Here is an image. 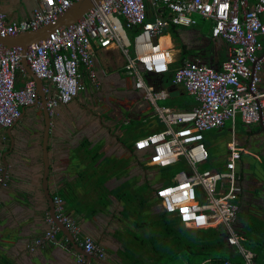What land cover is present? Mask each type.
<instances>
[{
  "label": "crops",
  "instance_id": "0c3cea01",
  "mask_svg": "<svg viewBox=\"0 0 264 264\" xmlns=\"http://www.w3.org/2000/svg\"><path fill=\"white\" fill-rule=\"evenodd\" d=\"M37 5V0H0V11L9 20H21L29 18ZM166 14L161 10L154 16ZM204 20L207 29L197 26L196 19L189 26L169 24L159 36L171 62L163 74L144 75L147 85L165 91L154 102L144 98V90L135 88L132 75L124 71L126 56L121 49L93 45L97 87L84 76L87 88L82 97L57 105L48 112L49 119H45L42 104L34 102L20 107L21 114L11 126H0V164L8 165V185L0 188V264H78L79 255V264L90 259L91 264H101L97 260L104 264H160L154 246L169 245L170 224L177 217L163 210L155 190L188 169L184 160L165 167L151 165L147 151L135 150L134 142L164 128L163 106L188 109L197 104L183 85L172 82L179 60L197 57L218 67L225 58L227 43L210 36L211 22ZM25 71L24 75L16 73V85L31 77ZM262 127V123L247 124L236 116L234 121L226 120L204 132L208 148L204 162L212 157L213 169H203L225 170L231 140L241 149L235 170L241 176L242 192L232 224L239 245L228 243L226 255L235 259L240 255L246 263L242 249L248 245L257 252L253 264H264ZM44 138L47 180L43 179ZM218 144L223 147L217 149ZM51 196L62 199L64 212L78 224L81 236L91 237L102 247L104 258L85 252L80 245L74 248L70 241L62 245L35 243L50 228L46 219L52 211ZM216 226L226 229L222 223ZM56 237L63 241L66 235L59 230Z\"/></svg>",
  "mask_w": 264,
  "mask_h": 264
},
{
  "label": "built area",
  "instance_id": "2783aa9c",
  "mask_svg": "<svg viewBox=\"0 0 264 264\" xmlns=\"http://www.w3.org/2000/svg\"><path fill=\"white\" fill-rule=\"evenodd\" d=\"M31 16L9 20L0 11V34L13 36L36 30L64 13L76 0H37ZM150 8V9H149ZM151 10V14H149ZM165 11L166 15H156ZM212 21L211 35L228 47L218 67L199 58L186 59L172 74V82L181 84L197 104L189 109L161 108L164 128L134 142L137 151H147L148 163L165 167L179 160L188 170L180 171L172 183L155 190L163 210L174 214L184 225L207 228L225 225L229 244H238L233 229L238 213L236 203L242 192L241 176L235 170L240 148L231 140L225 170L197 169L208 157L204 142L206 130L222 126L239 116L244 123H262L264 113V0H100L74 23L54 28L49 35L20 46L0 44V126H11L20 116V107L37 99V85L27 77L16 85V73L25 74L24 56L29 68L43 80L48 112L59 104L82 97L87 86L84 76L98 86L93 45L119 48L126 56L123 69L131 74L135 88L144 90L145 99L164 96L162 88L145 83V74L160 75L169 70L171 57L159 41L169 24L189 26L196 23L193 14ZM153 15V16H151ZM129 30L132 34H129ZM44 81L47 83L45 84ZM53 88L54 91H51ZM8 185L5 167L0 164V188ZM55 217L68 229L75 242L87 253L104 258L105 251L91 237L81 236L78 224L64 212L62 199L54 196ZM42 245L69 242L56 237L60 230L52 217ZM80 234V235H79ZM246 264H253V253L242 249ZM82 262L79 255L77 263ZM191 264H229L204 256Z\"/></svg>",
  "mask_w": 264,
  "mask_h": 264
},
{
  "label": "trees",
  "instance_id": "16d2710c",
  "mask_svg": "<svg viewBox=\"0 0 264 264\" xmlns=\"http://www.w3.org/2000/svg\"><path fill=\"white\" fill-rule=\"evenodd\" d=\"M208 32L212 36L211 26ZM129 34H132L131 30H129ZM185 59L179 60L177 67L180 64L182 65ZM206 63L212 65V63ZM169 232V245L154 246L157 262H160V264L163 261H166V263L171 261V264H191L199 261L204 256H211L213 260H228L230 261L229 264H246L240 255L237 256V259L232 255H226L228 231L222 226L191 228L176 219L175 222H171ZM243 248L253 252V254L255 253L253 256L254 262L257 257V252L253 250L254 248L248 245Z\"/></svg>",
  "mask_w": 264,
  "mask_h": 264
},
{
  "label": "water",
  "instance_id": "95a60500",
  "mask_svg": "<svg viewBox=\"0 0 264 264\" xmlns=\"http://www.w3.org/2000/svg\"><path fill=\"white\" fill-rule=\"evenodd\" d=\"M99 1L100 0H76L72 3V5L64 13L59 15L56 20L50 23H47L45 25H42L40 28L36 30H32V29L26 30L24 32H20L17 35H13V36H9V35L3 36L0 34V44L4 47L20 46L22 48V53H24L26 47L29 44L42 40L47 35H49V33L56 27L67 26L71 23H74L77 19H79L82 16V14H84L87 11V9L93 7ZM21 63L25 67V69L28 71L31 78L35 80L36 85H37V99L35 102H40L42 104L41 109L44 114H47V117H45V119L46 118L49 119L50 116H49V113L46 107L47 99L42 89L43 80L40 79L29 68L24 56L21 59ZM262 130L264 132V127H262ZM44 142H45V138L43 140V146H42L43 158H44V178L43 179L47 180L49 166H48V161L46 160V156L44 157V155H46L47 153L46 143ZM7 166L8 165H5V169H7ZM50 198H51V201L53 202L52 204L49 205V207L52 208V211L50 210V216L53 218L55 224L59 226L61 232L69 238V241L73 244V247L74 248L80 247L79 244L73 240V238L68 232V229L64 226V224L55 217L53 197L51 196ZM57 245H61V244H57ZM93 259H95V256L93 257ZM97 261L101 264H104L102 260H97ZM87 264H91V259L89 260Z\"/></svg>",
  "mask_w": 264,
  "mask_h": 264
},
{
  "label": "rangeland",
  "instance_id": "374dc122",
  "mask_svg": "<svg viewBox=\"0 0 264 264\" xmlns=\"http://www.w3.org/2000/svg\"><path fill=\"white\" fill-rule=\"evenodd\" d=\"M22 1H24L25 3L28 2V0H22ZM193 16L197 19V22H198L197 26L204 27V28L207 29L208 21H205V20H204L205 18L202 19V18L200 17V15H198V14H196V13H194ZM207 20H209V21L211 22V26H212V21H211L210 19H207ZM203 32H206V31L204 30ZM173 51H175V50L173 49ZM228 125H229V121L226 122V128L228 127ZM215 147H216L217 149H221V148L223 147V145H222V144H221V145L218 144V145L215 146ZM180 162H183V161H180ZM211 162H212V157H209V159H208L206 162H203V163H201V164H197V167H198L199 169L209 168ZM183 167H184V166H183ZM210 167L212 168V166H210ZM212 169H213V168H212Z\"/></svg>",
  "mask_w": 264,
  "mask_h": 264
}]
</instances>
